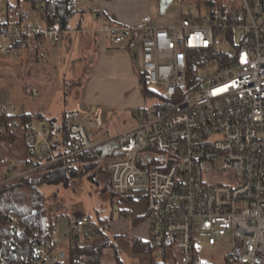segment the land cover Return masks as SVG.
Returning <instances> with one entry per match:
<instances>
[{"label": "built area", "instance_id": "2783aa9c", "mask_svg": "<svg viewBox=\"0 0 264 264\" xmlns=\"http://www.w3.org/2000/svg\"><path fill=\"white\" fill-rule=\"evenodd\" d=\"M33 1L40 10L57 2L95 13L96 32L116 49L142 31L143 70L157 103L136 111L138 126L108 143L93 140L102 131L93 107L69 112L68 145L47 120L29 123L28 168L0 178V188L107 148L113 192L147 202L158 263L212 264L201 249L227 243L230 251L222 264H264V0H239L227 10L207 7L197 15L186 0H174L182 16L165 28L151 17L136 27L116 25L97 8V0ZM3 3L1 54L19 59L31 42L39 47L61 42L65 32L50 29L46 18L37 25L12 22L10 7L4 12ZM15 15L20 17L18 11ZM223 46L233 49L226 53ZM1 215L12 239L0 249V264H13L4 251L8 246L14 250L13 240L26 228L18 214ZM74 227L64 234L55 229L50 238L36 233L33 255L17 264H68L70 247L94 238L107 225L86 216Z\"/></svg>", "mask_w": 264, "mask_h": 264}, {"label": "crops", "instance_id": "0c3cea01", "mask_svg": "<svg viewBox=\"0 0 264 264\" xmlns=\"http://www.w3.org/2000/svg\"><path fill=\"white\" fill-rule=\"evenodd\" d=\"M8 1L10 2V4L8 3V8L10 7L9 12L12 10L14 13L15 11L20 13V17H16L15 22L18 21L22 24L23 22H26L33 25L41 23V18L44 17L42 14L44 9L40 10L35 7L34 1L17 0L18 9L14 8V0ZM161 1L162 0H97V8H102L106 14V18L116 25L136 27L141 23V20L144 17H151L158 25L164 28L177 25L183 12L180 5L177 4V7L170 4L166 9L162 10ZM23 2H25L27 7H22ZM221 5L222 7L229 6L225 3ZM77 11L82 13V17L72 26L70 22L69 29L64 31L65 34L62 36L61 42L54 47L59 53L57 54V59L61 78L64 79L63 81L65 83L67 81L66 77H70L68 79L73 81H70L69 85H72V87L74 86L71 90V95H68V98H70V107L68 110H65L64 113H69L70 111L77 109L82 110L90 107L96 108L99 112L102 131L94 136L93 140L97 143H108L119 135L137 127L138 119L135 117V112L141 109H147L149 99L143 94L141 82V74H145L143 70L142 54L143 32L138 30L123 48L116 49L105 35L96 32L99 23L95 13L87 11L86 8ZM86 13H91L92 16L85 18L84 14ZM48 44L49 43L47 42L44 47L37 46L35 42L26 45L21 56L23 64L44 58L46 55L45 51L48 53L50 48H52V46ZM3 56H0V63H2L0 68L8 62L7 59H10L8 56H4L7 58L4 59ZM74 57L75 59L73 60ZM58 67L57 65L55 66L56 69ZM80 68L85 70L83 75L82 72H80ZM0 79H2L1 73ZM2 81L3 80H0V84ZM65 85L69 86L66 83ZM14 108L15 111L16 107L14 106ZM3 111L7 114L18 115L14 111H7L5 106L0 107V112ZM26 113L38 114L37 112L28 111L23 114ZM107 133L109 134V138L106 140L105 135ZM110 133L114 135H111ZM23 137L24 135L21 139L24 143ZM19 138L20 137H13V142L5 141L0 143V159L6 162L2 168H9L10 171L12 170V167L14 168L15 166H12L9 163V165L7 164V162L10 161V158H7V150H13L18 158H22L20 161L23 162V159L25 158V146L23 154H20L17 147H14V143ZM7 142L10 143H8V146H5V149L3 148V144L7 145ZM3 175L9 174L7 172L5 174L3 173L2 176ZM124 200L125 199H122L120 201L117 221L114 213H111L109 217L98 221V223H106L107 227H110L108 236L112 242L118 245L119 249L121 246L118 241L120 240L121 242L120 237H123L122 233L124 231L121 229V226L124 224H127V230L131 225L134 230H138V233L136 232L134 238H139L143 241L151 240L150 227L146 218L140 225L136 226L132 224L135 219L142 218L144 215L146 216L147 205H141V202H144L145 200L142 199V201H138L128 198L126 199L129 201L128 204ZM128 220L131 221V225ZM67 231L69 230H65L64 233ZM111 238H117L118 240L114 241ZM90 240L91 239H87L84 243H87ZM106 253L112 254L113 256V259H109L111 260L109 261V264H117L116 255L111 248L103 251L102 264H107L108 262L105 258ZM134 255L142 257L141 260L144 264H151L152 259H155V261L158 262L155 254H147L144 256L137 254Z\"/></svg>", "mask_w": 264, "mask_h": 264}, {"label": "trees", "instance_id": "16d2710c", "mask_svg": "<svg viewBox=\"0 0 264 264\" xmlns=\"http://www.w3.org/2000/svg\"><path fill=\"white\" fill-rule=\"evenodd\" d=\"M29 1V0H28ZM33 1V0H30ZM198 5L218 7V9L227 10L217 0H197ZM78 11L69 7L67 3L50 2L46 4L42 14L48 20L50 29L60 28L66 31L72 18ZM10 12H8V16ZM11 17V16H9ZM60 19V21H58ZM197 54H207L205 52H197ZM142 91L147 99H156V93L152 90L150 82L146 74H141ZM157 101V100H156ZM156 105V104H155ZM153 108V107H152ZM147 108L145 110H150ZM44 119L47 120L52 128H56L62 134V139L66 145L69 144V113H64L62 123L57 125V119H48L44 114L26 113L22 115L7 114L5 111L0 112V143L12 141L13 137H19L17 130L24 133V143L27 146V129L26 126L34 121ZM23 162L15 165L8 172L9 175H1V179H8L13 172L24 173L28 168V160L26 150ZM106 156L101 150L93 153L84 154L77 159H72L67 163H63L56 168L42 171L41 173L30 174L0 188V249L6 246L5 240H11V229L7 221L2 217L1 212L6 211L18 214L24 220L26 233L13 240L14 250L10 251L9 246L4 251L5 257L13 264L23 263L31 258L34 250L32 237L36 233L40 237L50 238L52 232L57 228L58 220L50 217L47 200L45 199L42 189L44 186H57L64 184L69 186L72 180L87 177L92 183L103 186V192L112 190L111 173L108 166L102 165V160ZM6 162L0 159V168ZM101 177V178H100ZM136 202V201H135ZM146 216L135 219L132 224L140 225L145 221ZM102 221V220H101ZM104 222V221H103ZM110 227H105L93 239L87 243L76 244L68 250V264H102L103 251L105 249H113L116 255L117 264H123L120 258V249L117 244L112 242L108 236ZM132 253L137 255H152L155 253V246L152 241H143L139 238H133ZM151 264L158 263L152 259Z\"/></svg>", "mask_w": 264, "mask_h": 264}, {"label": "rangeland", "instance_id": "374dc122", "mask_svg": "<svg viewBox=\"0 0 264 264\" xmlns=\"http://www.w3.org/2000/svg\"><path fill=\"white\" fill-rule=\"evenodd\" d=\"M13 2L14 8L18 9L17 0H14ZM216 2L235 6L238 5L239 0H217ZM8 3L10 4L8 0H5V4L3 3L4 12H6L8 8ZM186 3L191 6L192 10H194V15L198 14V10L201 11L203 8L209 7L204 5L200 7L197 0H186ZM172 4L178 7L175 2ZM22 7H27L25 2H23ZM84 15L85 18L92 16L91 13H86ZM9 16H11L10 19L12 22L15 21V18L17 17L12 10L10 11ZM81 17L82 13H76L71 20V26L76 23V21L78 22ZM48 45L52 46V48H50L48 53L45 51L46 55L44 58L24 64L21 61V57L16 59L12 56H8L10 59H7L4 57L6 55L3 56L0 54V56H3L4 59H7L8 61L0 68V73L2 75V79L0 80H3L0 84V101L9 112L14 111V106L16 107L14 112L18 115H21L26 111L37 113L43 112L49 119L55 117L57 119V125H59L62 123L64 111L68 110L70 107V98H68V95H71V90L74 86L72 87V85H69L70 81H73L68 79L70 77H66L67 81L65 82L69 86L65 85L63 81L64 79L61 78L57 59V54L59 53L57 49L55 50L54 48L57 44ZM232 49L233 48L230 46H223L220 50L229 53ZM74 59L75 57L73 60ZM1 65L2 63H0V66ZM56 65L58 67L57 69L55 68ZM80 72H82L83 75L85 70L81 69ZM34 90L38 92V95L33 97ZM156 103V99L148 100L147 108H152ZM112 133L110 134L114 135ZM18 134L20 138L14 143L15 146H13L17 147L20 154H23L25 144L21 137L24 133L21 130H18ZM105 138L106 140L109 138L108 133L105 135ZM8 143L10 142H7V145L3 144V148L8 146ZM7 151V158H10V161L7 162V164L9 163L13 166L21 163L20 160H22V158H18L13 150ZM108 163L109 160L107 158L102 160L103 166L107 167ZM7 172H9V168H0V176ZM14 173H16V171L12 174ZM102 190L103 186H98L97 184L92 183L87 177L72 180L69 186L59 184L57 186L43 187L42 193L47 200L50 217L58 220L56 229L60 234H63L65 230L74 229L76 220L86 216H90L94 222H98L100 219L109 217L111 213H114L117 221L119 216L118 209L120 208L122 197L117 196L113 190L107 192H103ZM124 201L127 204L129 203L126 199ZM144 202H141V205L146 206V200ZM128 222L131 225V221L128 220ZM127 227V224L121 226V229H123L124 232L122 233L123 237H120L121 242L120 240L118 241L121 246L119 252L120 258L123 261V264H144L141 260L142 257L134 255L131 250L134 240L133 238L136 232L138 233V230H134L132 225L128 230ZM111 239L114 241L118 240L117 238ZM68 247L69 244H66L65 249L68 250ZM229 251L227 243L223 246L215 247V249H208L207 247L201 249L203 258L212 264H222L225 255H227ZM109 253H106L105 257L106 260H108L107 264L111 261L109 259H113L112 254Z\"/></svg>", "mask_w": 264, "mask_h": 264}, {"label": "water", "instance_id": "95a60500", "mask_svg": "<svg viewBox=\"0 0 264 264\" xmlns=\"http://www.w3.org/2000/svg\"><path fill=\"white\" fill-rule=\"evenodd\" d=\"M174 0H162L161 1V8L162 10L166 9L170 4H172ZM108 149L106 148L103 155L106 156Z\"/></svg>", "mask_w": 264, "mask_h": 264}]
</instances>
